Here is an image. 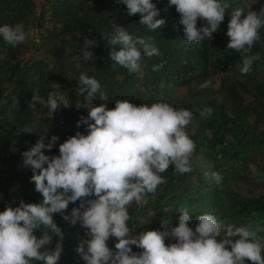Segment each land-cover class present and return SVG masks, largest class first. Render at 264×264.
<instances>
[{"label": "clouds", "instance_id": "9594fccd", "mask_svg": "<svg viewBox=\"0 0 264 264\" xmlns=\"http://www.w3.org/2000/svg\"><path fill=\"white\" fill-rule=\"evenodd\" d=\"M127 15H139V23L150 31L166 24L158 19L160 9L153 0H122ZM175 6L183 26L184 40L189 44L213 38L224 21L230 4L225 0H168V8ZM227 49L241 53L237 68L247 75L258 55H249L253 45L260 40L259 30L264 26V7L257 12L237 8L230 14ZM198 20L205 25L198 27ZM31 29L17 22L0 26V36L15 47L25 43ZM102 40L112 47L110 53L116 65L129 73L142 70L143 58L160 56L161 52L153 37H133L126 28L113 24L112 30L100 32ZM120 45L117 51L114 46ZM80 57L84 61L95 59L92 49L99 41L85 39ZM5 57L0 56V59ZM80 67L79 64L76 65ZM164 67L163 62L153 66V71ZM76 108L87 109L77 127L85 125V132L77 131L59 144V155H46L60 139L53 135L45 143L41 136L37 142L22 153L23 166L30 168V182L41 194L39 203H26L20 199L18 206L8 204L0 211V264H60L65 234L54 220V214L72 225L79 224L85 230L76 251L85 264H264V238L246 226L229 225L222 231L217 217L204 213L198 217L193 230L191 215L181 205L178 226L169 219L162 220L161 229L137 232L129 226V207L133 202L140 206L149 195H155L158 187L167 183L162 175L170 165L180 174L192 172L191 160L196 144L186 131L193 113L186 108H175L165 101L136 105L129 100H115V107L108 108L109 96L101 83L83 71L78 78ZM209 79L201 88L210 87ZM47 99L33 94L28 107L36 105L47 108V116L53 117L59 108H68L72 102L62 85L52 83ZM103 101L96 105V99ZM201 116L210 115L213 109L199 110ZM35 125H25L16 135L33 133ZM212 178L220 184L223 177L213 172ZM66 214L69 204H75ZM251 215L257 212L251 210ZM39 232L38 236L36 233ZM115 238V247L108 241ZM54 238V248L52 245ZM173 238L174 243H166ZM135 246L142 251L134 252Z\"/></svg>", "mask_w": 264, "mask_h": 264}, {"label": "trees", "instance_id": "16d2710c", "mask_svg": "<svg viewBox=\"0 0 264 264\" xmlns=\"http://www.w3.org/2000/svg\"><path fill=\"white\" fill-rule=\"evenodd\" d=\"M50 2H52L50 4L52 19L58 27L46 33L41 44V46H45L46 51L40 61L30 64L19 62L18 56L24 43L13 47L0 36V56L5 57L0 59V211H4L8 204H11L12 207L18 206L20 199L26 203H39L42 199L41 194L35 191V184L30 182L33 173L30 168L23 166L22 157V153L37 142L38 134L41 133L45 137V143L50 142L53 135L60 138L51 151L44 149L46 155L54 156L59 155V144L69 136L75 135L77 131L85 132V125L77 127L81 116L88 114L87 109L76 108L78 99L84 102V98L76 94L79 91L80 72L83 71L101 83L102 90H106L109 96L108 108H114L117 99L129 100L131 103L141 105L145 93L134 89V85L139 80L145 91H151L149 100H155L158 97L160 85L168 83L177 73L183 58L194 57L202 63L208 60L211 41L222 32L226 24L225 16L218 31L213 33V38L189 44L184 40L183 26L178 23L180 15L175 6L165 11L168 0H153L160 9V15L157 18L166 20V24L156 31H150L145 25L140 24L139 15L128 16L126 5L122 3V0H49ZM32 4V0H0V26L14 25L22 21L27 27V17L33 12ZM257 4L260 10L261 7H264V0H257ZM115 23L126 28L134 38L138 36L153 37L161 55L151 59L143 58L141 61L142 70L139 73H129L126 68L119 65L113 68L114 62L110 56L112 47L107 44V41L101 39L100 32L111 31ZM205 23L203 20H198L197 26L202 27ZM75 31L80 32L82 37L72 36L67 39V35ZM259 31L261 41L264 43V26ZM56 37L60 38L57 44L54 40ZM86 38L99 41V47L92 49L95 53L94 60L84 61L80 57V51ZM114 47L119 51L121 46L118 44ZM236 54L237 52L233 51L232 54L225 57L236 62L239 58ZM43 58L45 64L41 62ZM161 62L164 67L159 71H153V66ZM77 64L80 65L79 68L76 67ZM140 73H142L141 79L139 78ZM54 82L62 85V91H67L72 102L71 106L68 108L61 106L53 117L47 116L48 110L42 105L37 104L34 110L30 109L28 105L34 92L47 99L48 93L55 91L50 87ZM225 93L231 109L245 118L248 113L242 109L241 97L236 86L229 85L226 87ZM253 99L259 106L263 105V107L255 106L252 109L254 114L259 116V122L264 116V104L261 103L264 101V82L254 85ZM94 103L99 105L104 102L97 98ZM25 125H35L34 132L16 135L17 130L22 129ZM237 132L241 133L242 139L248 135L245 129L240 131L237 128L235 133ZM257 138L264 144V133ZM191 166L192 172L180 174L174 171V165H170L169 169L162 174L167 183L158 187L156 196L150 197L145 204L137 206L134 203L129 207L131 217L128 222L129 226H135L137 232L145 228L156 230L161 229V222L165 219H169L173 227L178 226L179 217L173 215L180 205L186 203L183 197L178 198L175 208L170 211H161L155 218L150 217V213L154 208L163 209L165 204H161V202L170 199L171 197L168 198L169 194L174 192L176 186L185 183L195 174L196 170L192 162ZM190 194L194 195L200 204L209 200V197L213 195L209 192L205 193L202 185L195 186ZM78 205L79 201L69 204L66 214H70L72 208ZM251 210H255L257 215L252 216ZM233 211L235 216L241 219L248 216L251 219H259L264 214V200L240 201L233 198ZM190 215L189 226L194 230L200 213L192 212ZM140 219H144L143 223L140 222ZM54 220L65 234L60 264H85L76 251L80 240L84 237L85 230L79 224L72 225L65 221L60 214H54ZM36 234L40 235L39 232ZM57 239L54 238L49 247L54 248ZM174 242L173 238L166 240V243L169 244ZM112 243L110 238L109 247ZM139 251L142 250L137 248L135 252ZM249 262L246 261V264Z\"/></svg>", "mask_w": 264, "mask_h": 264}, {"label": "rangeland", "instance_id": "374dc122", "mask_svg": "<svg viewBox=\"0 0 264 264\" xmlns=\"http://www.w3.org/2000/svg\"><path fill=\"white\" fill-rule=\"evenodd\" d=\"M225 2L230 4L226 14V24L222 32L212 39L209 58L205 63L194 57L183 58L177 73L168 83L160 85L158 97L153 101L149 100L151 91H145L140 85V80L134 85V89L145 93L142 104L150 105L157 101H165L177 109L186 108L193 113L186 131L196 144L191 160L196 170L195 174L185 183L176 186L174 192L169 194L168 198H171L161 202L165 207L161 210L154 208L150 217L155 218L159 216V212L175 208L178 198L183 197L186 201L183 206H186L190 213L213 214L221 223L222 231L225 230V233L229 225L246 226L255 232L258 238H264V214L261 215V219H251L250 216L241 219L235 216L233 211V198L240 201L264 200V144L257 138L264 133V116L258 122L259 116L252 110L255 106L263 107L254 101L253 87L258 82H264V43L260 37V40L253 45L249 55H258L259 59L253 61L252 69L247 75H241L237 68L241 53L237 52L236 56L239 58L236 62L225 57L235 51L227 49L230 40L227 36L231 18L229 14L237 8L243 9L245 15L248 10L258 12L259 8L257 0H225ZM32 3L33 12L27 17L26 27V30L31 29V35L22 45L18 56L19 62L25 64L40 61L46 51L45 46H41L46 33L58 27L54 24L51 15L52 2L32 0ZM72 36L82 37L80 32L75 31L69 33L67 39ZM54 40L57 44L60 38L56 37ZM41 62L46 63L44 58ZM141 76L142 73L140 79ZM209 79L212 80V85L201 88V84ZM231 84L236 86L241 97L242 109L248 113L245 118L241 117V114H236L226 100L225 89ZM261 103L264 104V101ZM206 107L212 108L213 112L201 116L199 110ZM237 128L240 131L247 130L248 135L245 139H242L240 132L235 133ZM41 136H43L41 133L38 134L37 140ZM213 172H219L223 177L220 184L214 182L211 175ZM197 185H202L205 193L213 194L203 204L198 203L195 196L190 194ZM156 193L149 194L143 204L150 197H155ZM180 214L175 211L173 216L178 218ZM143 221L144 219H140L141 223ZM111 240L113 243L110 248L114 249L116 239L113 237ZM132 247L135 252L137 248Z\"/></svg>", "mask_w": 264, "mask_h": 264}]
</instances>
